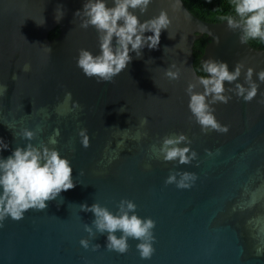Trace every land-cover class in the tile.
Returning a JSON list of instances; mask_svg holds the SVG:
<instances>
[{"label":"water","instance_id":"1","mask_svg":"<svg viewBox=\"0 0 264 264\" xmlns=\"http://www.w3.org/2000/svg\"><path fill=\"white\" fill-rule=\"evenodd\" d=\"M84 2L0 0V137L10 145L2 155L7 158L28 143L20 136L24 128L37 131L32 143L38 146L59 129V143L49 146L72 162L76 185L48 201L45 210L4 221L0 264H264V83L250 103L226 93L231 101L213 106L227 133H203L186 94L200 75L193 52L202 35L209 41L201 60L227 62L230 70L241 61L245 73L247 67L264 70V48L242 44L240 33L225 21L202 19L183 0H153L147 13L136 12L143 22L168 10L172 23L159 48H145L142 58L132 53L124 72L97 83L76 66L80 49L99 53L95 28H81L75 15ZM58 8L64 12L59 21ZM57 26L60 32L51 38ZM25 64L30 71H21ZM172 65L180 72L178 80L165 74ZM233 86L226 82V88ZM143 118L148 123L141 126ZM83 128L87 148L80 142ZM180 133L191 140L198 161L179 165L153 156V146ZM173 170L195 172L199 179L191 189L167 185ZM122 199L133 200L137 214L156 221L150 260L140 258L139 241L132 239L126 254L108 251L107 233L96 232L97 251L80 245L81 239H91L85 226L95 220L80 206L100 203L116 213Z\"/></svg>","mask_w":264,"mask_h":264},{"label":"clouds","instance_id":"2","mask_svg":"<svg viewBox=\"0 0 264 264\" xmlns=\"http://www.w3.org/2000/svg\"><path fill=\"white\" fill-rule=\"evenodd\" d=\"M153 0H85L82 10L75 15L79 17L80 27L88 29L94 27L98 33L99 53L80 49L76 58V66L89 79L95 78L97 83L112 82L124 72L133 60L142 58L143 50H157L161 43V34L168 30L172 19L168 10H161L159 15L141 22L139 15L147 13ZM178 2V0H177ZM211 3L212 0H207ZM234 15L222 16L227 28L240 33L242 44L254 41L264 43V0H230ZM175 7V5H174ZM64 16L62 9H57L56 19ZM42 25V24H41ZM151 33V35H146ZM169 38H172L169 35ZM50 48V47H49ZM167 49V48H165ZM241 61L230 70L227 62L210 58L204 60L194 82L186 88L189 97L188 109L201 131L227 133L228 126L221 125L216 116L214 105L227 104L234 93L244 102H252L258 95L260 84L264 83V70L258 73L252 67H247ZM172 65L166 71L170 80H178L180 72L172 71ZM21 71H30V65L25 64ZM244 76L243 82H239ZM258 77L254 79L253 77ZM16 79V76H13ZM227 84L234 85L227 87ZM7 90V86H4ZM203 89L202 91L198 89ZM66 99H71V93H66ZM79 107V105H75ZM120 112L126 111L121 108ZM147 118L140 121L141 126L147 125ZM16 135V133H15ZM59 129H56L48 141L39 146L32 143L37 137V131L24 128L20 136L28 141L26 145L17 146L5 158L2 153L10 145L0 137V228L4 221L11 218L19 221L25 218L30 210L43 211L48 207V201L56 200L61 193L73 189L76 185L73 178L72 162L61 154L59 149L50 147L59 143ZM146 136L147 133H144ZM80 142L83 147H89L88 130L79 131ZM138 133L134 139H139ZM186 145V146H181ZM209 156L213 153L206 150ZM219 149L217 150V154ZM152 154L156 159L164 162H177L179 165H190L199 160V154L191 147V140L184 134L166 136L157 148L152 147ZM151 165H147L150 167ZM198 175L191 171H171L165 184H175L179 189H191ZM137 204L130 199H122L118 205V212H112L100 203L91 206L83 204L82 211L94 214L93 226H85L89 238L80 240L84 249L97 251L100 245L93 244L96 232L107 233L106 248L108 251L126 254L129 251V240H136V250L142 260H150L156 249L154 229L156 221L151 217H142L137 214ZM121 235H117V233Z\"/></svg>","mask_w":264,"mask_h":264},{"label":"trees","instance_id":"3","mask_svg":"<svg viewBox=\"0 0 264 264\" xmlns=\"http://www.w3.org/2000/svg\"><path fill=\"white\" fill-rule=\"evenodd\" d=\"M187 8L196 16L212 21L218 22L221 20L222 16L226 15H234L233 8L230 0H212L211 3H208L207 0H183ZM60 32L59 26L55 27L50 31L49 36L51 38L57 36ZM209 41V37L204 34L198 39L195 40L194 43V65L196 70L198 71L201 67L203 61L201 60V56L204 52L205 46ZM252 46L256 48H264V43L259 41H254L250 43ZM198 73H200L198 71ZM201 74V73H200Z\"/></svg>","mask_w":264,"mask_h":264}]
</instances>
